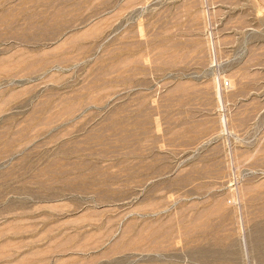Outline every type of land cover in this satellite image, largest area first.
<instances>
[{
	"label": "rangeland",
	"instance_id": "rangeland-1",
	"mask_svg": "<svg viewBox=\"0 0 264 264\" xmlns=\"http://www.w3.org/2000/svg\"><path fill=\"white\" fill-rule=\"evenodd\" d=\"M0 264H264V0H0Z\"/></svg>",
	"mask_w": 264,
	"mask_h": 264
}]
</instances>
